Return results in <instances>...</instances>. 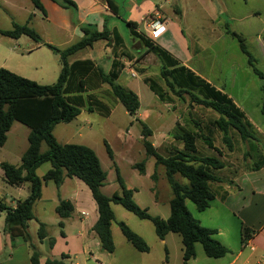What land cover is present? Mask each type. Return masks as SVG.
<instances>
[{
	"label": "rangeland",
	"instance_id": "rangeland-1",
	"mask_svg": "<svg viewBox=\"0 0 264 264\" xmlns=\"http://www.w3.org/2000/svg\"><path fill=\"white\" fill-rule=\"evenodd\" d=\"M128 1L114 0L119 5L121 17L110 18L108 22L117 27L125 42L124 50L131 56V60L125 57L122 60L137 74L131 76L128 70L123 69L118 83L129 87L138 95L140 101L138 113L144 118L143 114L148 111L149 116L147 115V119L143 122L153 134L144 136L143 126L136 121V116L127 113L119 101L112 102L114 97L107 89H105L107 92L102 89L99 92L104 98L103 101L111 107V114L108 117L83 108L71 121L56 124L52 132L61 144H83L95 151L102 168L107 173L102 187L105 194L110 195L114 189L120 188L117 181L118 170L125 186L137 187L138 192L135 197L143 205H148V208H145L150 214L159 213L167 218L170 215V199L173 191L167 181L165 168L156 166L155 158L146 154L144 138L153 142L160 154L166 155L167 150L181 148L182 144L173 136L165 139L163 132L176 134L180 132L179 126L196 131L194 120L202 124L218 115L210 107L192 100L189 93L178 96L167 90L159 75L160 60L155 54L146 51L140 41H134L135 39L129 34L126 21L133 12L128 8ZM135 1L142 2V0ZM152 2L160 5L170 27L175 23L183 29L190 55L198 52L194 63L188 65L228 94L253 124L251 130L257 141L251 140L253 143L250 140L240 141L235 144L232 151L222 141L220 133L215 138L214 146L221 151V159L225 163L221 171L223 176L221 185H232L230 179L234 171L243 172L252 169L259 161V155L264 156V0H152ZM255 12L257 13L254 14ZM137 18L139 20V16ZM141 23L140 27L145 33L147 28L142 21ZM15 25H26L33 29L41 40L35 41L27 35L13 38L0 33V67L38 83L44 82L41 84L56 82L60 71L59 54L42 45L41 42H48L59 49H64L79 40L76 32L63 30L54 25L34 6L32 0H0V30H13ZM227 30L235 31L244 38L246 48L254 58V67L262 72L263 78L253 71L248 63V57L240 48L238 39ZM109 48L111 43L104 40L96 41L92 48L82 49L70 56L69 61L91 58L104 62L105 54L112 55V50L109 51ZM100 65L105 69L104 64ZM141 69L145 71L143 74L140 73ZM148 74L158 79L172 100L162 103L158 99L143 81V76ZM194 93L202 97L197 91ZM29 132L30 128L26 125L17 121L12 123L5 143L0 146V162L5 161L15 165L21 162V156L28 147ZM251 144H254L255 149H252ZM47 148V144L42 142L40 151H45ZM107 148L112 151V158L109 157ZM208 152L211 153V150L208 149ZM212 152L216 154L214 150ZM141 162H144L143 173L137 167ZM50 167L49 162L43 163L36 170V174L42 177ZM154 171L157 180L151 177ZM238 176L240 177L241 173ZM175 177L180 184H189L187 178L179 174ZM46 183L47 187L43 189L45 199L36 202L35 213L38 218L43 219L41 221L48 223L46 229L50 233H56L60 226L51 224V218L56 217L54 203L57 189L52 181ZM71 188V185L63 188L65 196L69 197ZM28 193V183H24L21 187L8 184L0 167V202L12 206L18 199L25 198ZM185 204L195 218L200 214L216 213L217 209V205H213L210 209L213 211L206 210L207 208L200 211L189 199L185 200ZM135 216L133 215L135 220L139 222L142 220L152 229L154 228L151 221ZM4 218L5 211H2L0 232L4 227ZM39 221L34 218L28 222L29 239L25 244L31 250L32 247L40 245L37 236ZM113 225L123 237L117 225L115 223ZM16 244H21V240L18 239ZM195 244L203 248L201 243ZM9 246L4 247V257L10 252ZM42 247H45V244ZM0 258L3 259V254H0Z\"/></svg>",
	"mask_w": 264,
	"mask_h": 264
},
{
	"label": "trees",
	"instance_id": "trees-1",
	"mask_svg": "<svg viewBox=\"0 0 264 264\" xmlns=\"http://www.w3.org/2000/svg\"><path fill=\"white\" fill-rule=\"evenodd\" d=\"M52 1L71 10L72 23L82 32V37L77 42L64 49H59L48 42H41L42 45L59 54L60 71L56 82L40 84L0 67V146L5 143L7 132L14 121L30 128L28 147L21 156V163L15 165L5 161L0 162L4 179L8 184L29 183L28 196L18 200L15 207L0 202V212L5 211L4 231L11 239L18 231L25 240H28L29 235L26 231L28 222L34 219L32 207L41 197L43 181L51 180L59 187L65 177H77L89 188L97 205L98 218L92 230L96 233L105 251L113 252L114 250L111 223L115 220V215L111 204L115 203L120 204L138 218L151 221L155 233L161 239L170 232L179 234L183 246V264H187L195 257V243L197 242L202 244L204 253L208 257L225 255L228 252L227 247L214 237L217 229L202 225L187 209L185 200L193 201L197 209L203 211L210 206L216 196L221 199L225 198L228 192L221 185L223 182L221 171L225 163L221 159V151L214 146L215 138L220 133L222 141L230 151L240 141H257V137L251 130V122L222 89L181 64L169 51L145 34L136 32L135 22L126 21L129 33L139 38L146 51L155 54L160 60L159 75L167 90L178 96H182V93H189L192 100L210 107L218 116L209 118L202 124L194 120L196 131L179 126L180 132L171 136L180 141L182 146L167 150L166 155L160 154L151 141L144 138L146 154L155 158L156 166L162 165L165 168L167 181L173 191L169 217L164 219L158 215H152L147 208L141 207L134 199L135 189L124 185L118 170L117 181L120 189L110 195L105 194L102 187L107 173L103 170L95 151L83 144H61L56 140L52 131L56 124L69 122L77 117L85 105L90 112L96 111L103 116H109L110 105L97 98L92 92L103 84H108L110 94L114 99L123 105L127 113L135 116L140 107L138 95L118 83V77L124 68L121 59L126 57L131 60V56L124 50V39L117 29L104 26L99 30L95 24L80 22L77 17V5L73 0ZM32 2L44 13L40 0H32ZM106 2L111 12L116 14L115 2L112 0H106ZM227 32L238 39L241 50L248 57L249 65L260 78H263L262 72L254 67V58L247 50L244 38L235 31L227 30ZM0 33L13 38L27 35L35 41L41 40L39 34L26 25H15L13 30H0ZM102 40L111 43L112 46L113 58L108 71H104L90 58L69 61V57L76 52L92 47L96 41ZM140 72L143 70L141 69ZM143 81L161 101L172 100L168 91L156 77L144 76ZM196 91L202 97L197 96L194 93ZM137 121L140 122L139 119ZM140 123L143 126L144 136L150 135V129L143 122ZM42 142H45L48 148L41 152ZM251 146L255 149L254 144ZM107 152L109 156H112L109 148ZM46 162H49L51 167L42 177H39L36 170ZM262 166H264V156L259 155V161L252 169L257 170ZM137 167L141 173L144 172V162L137 164ZM240 173L242 172H233L231 183ZM176 174L187 178L189 184H180L176 180ZM156 176V171H154L152 178L156 180ZM73 210V204L69 200L59 201L55 208L60 218L69 217ZM117 223L124 237L137 250L149 251V245L142 236L124 221ZM62 225L60 221L59 226ZM37 236L40 240L47 236L45 223L39 222ZM54 242L53 237L48 238L50 247ZM30 262L31 264L39 262V253L35 247H32ZM47 262L58 263L57 260H47Z\"/></svg>",
	"mask_w": 264,
	"mask_h": 264
},
{
	"label": "crops",
	"instance_id": "crops-1",
	"mask_svg": "<svg viewBox=\"0 0 264 264\" xmlns=\"http://www.w3.org/2000/svg\"><path fill=\"white\" fill-rule=\"evenodd\" d=\"M73 1L77 5V17L80 22L95 24L99 30H101L104 26H107L110 29H117L115 25L108 22L110 18L121 17L119 15V5L117 2H115L117 5V13L114 14L108 7L106 0ZM112 1L114 2V0ZM40 2L44 8L43 14L45 17L49 18L54 25L63 30H74L79 39L82 37V32L79 27L72 23V12L70 9L63 8L52 0H40ZM128 4L129 10H131L133 14H129L127 21L135 22L134 30L147 36L146 32L144 33L140 27L142 25V19L150 20L152 18H159L160 20H163L166 24V30L160 35V37L153 41L169 51L181 62V64L194 71V69L188 64L194 63L196 59L195 55L198 52L190 55L188 51L189 48L186 46V42L184 40L185 33L183 29H180L179 25L175 23L171 27L169 26L168 19L165 13L161 10L160 5L154 4L152 0H142L140 3L136 2L135 0H129ZM256 13L257 12L254 14ZM137 16H139V20ZM129 34L131 35V33ZM131 37L135 39L134 41L141 42V40L134 35H131ZM110 49L112 50V46L109 48V51ZM104 57H106L104 62L98 59L92 60L104 71H108L111 66L113 52L112 55L105 54ZM122 59L121 61L124 63L123 69L128 70L130 75L132 72H134L136 76L137 73L131 67H127L126 62ZM100 64H104L105 69ZM144 72L145 71L143 70V72L140 73L143 74ZM194 72L198 74L196 71ZM144 76H149V74ZM103 85L100 88L92 91L97 96V98L101 99L102 101L104 98L100 95L99 90L107 89L110 93L109 85L107 84V87H104ZM124 87L130 89L127 86ZM107 90L105 91L107 92ZM112 102L117 101L113 99ZM161 102L165 103L163 101ZM83 108L87 109V106L85 105L81 108V110ZM148 114V111H146L143 114L144 118H142V116H140L137 111L135 114L136 121L139 119L140 122H143L144 119H147L149 116ZM148 129L150 128L148 127ZM150 131L152 135L153 131L151 129ZM162 135H164L165 139L172 137L168 131L165 133L163 132ZM151 143L153 146H155L153 142ZM109 157L112 158L113 153L112 156ZM24 183L28 182L10 185L21 187ZM66 185L72 186L69 197L65 196L63 193V188ZM85 186L86 185L84 182L77 177H65L59 187L56 186L57 197L54 203V211L61 200L71 201L74 210L71 215L66 218H60L55 211L56 217L51 218V224L57 225L59 227V222L62 221L63 225L59 227V230L56 233H50L46 229L47 236L42 240L38 238L40 245L35 247L39 253L38 264H183V246L181 238L178 234L170 232L167 233L163 239H161L155 233L154 228L152 229L148 224H146V222H143L142 220L140 222L135 220L133 217L134 214L126 210L120 204L115 203L111 204L115 215V220L111 223L114 250L113 252H107L102 249L99 238L92 230V227L98 218L97 205L91 195L89 188L87 186V188H85ZM45 187H47V183L46 181H43L41 197L36 201L37 203L45 199L43 196V189ZM126 187L135 189L134 199L141 207L148 206L143 205L135 197L136 192H138L137 187ZM223 187L228 192L225 198L221 199L219 196H216L211 201L212 203H210V206L206 209L213 211L210 209L213 208V205H217L218 211L216 209V213L209 212L206 215L200 214L196 218L202 225L217 229V233L214 237L227 247L228 252L221 257H208L204 253L203 248H200L198 244H195V257L190 259L187 264L264 263V166L257 170L249 169L243 171L240 177L237 176L233 179L232 185H225ZM119 189H114L113 192ZM36 202L32 207L34 218H36V220H40L39 222H43L41 221L43 219H40V217L38 218L36 216ZM15 206L16 204L10 207ZM157 214L163 218H166L159 213ZM204 217L205 219H203ZM118 221H124L136 233L142 236L149 245V251H139L124 237L123 234V237H121L113 225V223H115L120 230L117 223ZM43 223H45L47 228L48 223ZM49 237H53L55 239V242L51 247L48 245ZM18 239L21 240V244H16ZM25 241L27 240H25L24 237L18 233V231H16L14 238L11 239L9 234L4 231L3 227L0 232V254H3V259L0 258V264H31L30 255L32 250L27 244H25ZM44 244L45 247H42ZM8 245H10V252L4 257V247ZM47 260H57L58 263H48Z\"/></svg>",
	"mask_w": 264,
	"mask_h": 264
},
{
	"label": "built area",
	"instance_id": "built-area-1",
	"mask_svg": "<svg viewBox=\"0 0 264 264\" xmlns=\"http://www.w3.org/2000/svg\"><path fill=\"white\" fill-rule=\"evenodd\" d=\"M142 21L145 24V27L147 28L146 31L147 37H149L151 40L157 39L166 30L165 22L163 20H160L159 18L157 19L152 18L150 20L142 19ZM131 76H135V73L132 72ZM255 264H264V263L260 262Z\"/></svg>",
	"mask_w": 264,
	"mask_h": 264
}]
</instances>
